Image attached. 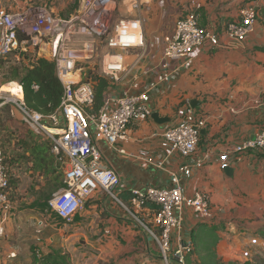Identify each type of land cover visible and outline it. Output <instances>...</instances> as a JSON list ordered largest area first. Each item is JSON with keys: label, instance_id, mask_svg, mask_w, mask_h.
Returning a JSON list of instances; mask_svg holds the SVG:
<instances>
[{"label": "crops", "instance_id": "obj_1", "mask_svg": "<svg viewBox=\"0 0 264 264\" xmlns=\"http://www.w3.org/2000/svg\"><path fill=\"white\" fill-rule=\"evenodd\" d=\"M139 1V11L120 13L117 20H138L143 45L124 54L126 71L119 82L108 77V94L123 97L141 93L157 80L163 71L168 38L174 35L177 21L189 12L196 11L201 26L217 34L220 42L218 46L207 43L197 48L192 66L175 72L170 82L152 93L150 106L154 113L171 122L158 124L152 118L134 122L126 140L118 144L124 153L110 149L104 141L98 142L103 165L119 173L125 188L170 187V172L177 170L182 161L166 160L168 149L162 133L179 121L188 102L192 106L195 101L198 105L192 107L208 124L201 132L193 159L203 158L205 162L191 177L182 178L183 191L188 197L205 194L211 203L212 218L201 222L186 209L183 229L176 236L180 233L184 244L193 243L194 253L188 257V264L208 263L206 248L212 246V233L219 237L215 247L218 259L224 263L240 262L249 255V248L264 244V151H235L238 145L253 140L258 131L264 130V108L257 105L264 98V0ZM195 1L200 2L199 9H195ZM247 3L258 9V20L254 32L243 42H236L226 29L241 21L240 9ZM34 56L51 59L49 46L38 49ZM20 116L18 120L38 141L26 155L40 150L45 152L41 155L45 162L31 157L15 166L22 168H14L18 183L10 190L12 210L7 217L0 211V264H45L55 253L65 256L62 248L71 240L72 245L81 243L89 252L104 248L106 254L92 259L87 253L76 261L72 259V264L108 263V255L113 257V264H164L147 229H155L152 205L137 215L141 223L103 189L87 197L84 209L70 222L49 208L52 191L45 184L52 179L54 170L64 180L66 161L51 151L44 133ZM11 123L8 132H18ZM0 133L3 147L7 141L5 133ZM11 149L14 150L13 145ZM222 158L230 159V174L220 169ZM120 197L134 210L128 192H122ZM43 219L45 226L41 228L39 222Z\"/></svg>", "mask_w": 264, "mask_h": 264}, {"label": "built area", "instance_id": "obj_2", "mask_svg": "<svg viewBox=\"0 0 264 264\" xmlns=\"http://www.w3.org/2000/svg\"><path fill=\"white\" fill-rule=\"evenodd\" d=\"M119 3L130 12L141 8L139 0H87L78 14L69 23H64L43 6H32L11 14L0 3V59L15 52H24L27 48L33 47L35 50L49 46L50 58L56 65V75L64 87L61 106L50 116L30 109L25 102L24 92L19 98L0 91V111L5 105L13 104L15 109L12 113L22 115L33 127L44 133L51 143V151L66 161L64 186L48 202L49 208L60 219L72 221L84 209L87 197L99 189H103L111 200L128 210L138 221L137 215L141 210L152 205L155 210V229H147L159 247L160 259L164 264H188L187 259L194 252L193 243L184 244L180 239L181 234L176 236L185 223L184 211H191L201 222L212 218L208 197L202 193L186 196L182 183L183 177H191L195 170L204 166L205 159L194 160L193 156L197 152L201 132L208 124L207 119L199 115L188 102L179 121L168 125L163 131L168 149L166 160L182 161L177 170L170 172L171 185L167 188H125L119 173L103 165V153L97 143L104 141L110 149L124 153L118 144L126 140L130 126L134 122L152 118V93L170 82L175 72L190 68L197 48L207 43L218 46L220 40L217 34L201 26L196 11L189 12L177 21L174 35L168 38L163 71L157 80L141 93L123 97L106 94L103 107L95 113L92 111L95 91L93 84L86 78L85 66L96 56L101 41L104 40L108 48L103 58L104 74L115 82L121 81V74L126 71L123 52L143 45L141 33L124 31L128 25H138L141 30L138 20H116ZM194 7L199 9L200 2L195 1ZM240 19L239 23L231 24L226 29V33L236 42H243L254 32L258 20L256 6L252 3L243 6ZM69 24L74 25L75 29L66 31ZM77 38L81 41L75 47L73 42ZM170 62H175V66H171ZM17 84L23 91L20 82L17 81ZM34 89L37 90L38 86L34 85ZM257 105L264 108V98L258 100ZM256 150L264 151V130L258 131L253 140L235 149L237 153ZM229 160L221 159V170L230 166ZM10 190V174L0 149V211L6 217L12 210ZM122 192H128L134 210L121 199ZM44 226L43 219L39 227Z\"/></svg>", "mask_w": 264, "mask_h": 264}, {"label": "rangeland", "instance_id": "obj_3", "mask_svg": "<svg viewBox=\"0 0 264 264\" xmlns=\"http://www.w3.org/2000/svg\"><path fill=\"white\" fill-rule=\"evenodd\" d=\"M87 1V0H0V3L3 5V7L8 11V13L14 14V13H18L22 10L28 9L32 6H43L45 8H47L52 15H54L56 18H58L59 20L63 21L64 23H69L70 20L75 17L78 12L81 10L83 3ZM122 6V7H121ZM128 8L122 4L119 3L118 5V9L116 11V20H117V16L121 13V14H125V12H127ZM133 13H135V11H131ZM129 21H135V19H129ZM68 29H75V26L72 24H69L68 27L66 28V31H69ZM124 31H128V32H136L138 34L141 33V30L139 28V26H133V25H128L126 28H124ZM81 39L77 38L73 43L75 47H78L80 44ZM134 49V48H133ZM131 50V49H130ZM108 52V48L105 44V41H101V43L99 44V48L98 51L96 53V56L93 58L92 61H90L88 64H86L85 66V72H86V78H88V80L94 84L96 78L98 77H107L104 74V64H103V58L105 56V54ZM127 51L123 52V55L126 53ZM28 53V54H27ZM36 54V50L32 48H27L26 51H19V52H15L12 53L11 55H9L7 57V59L3 60V62L0 63V83L2 81H4L6 78V76H4V74H6V69L8 66H17V65H27V60L32 58L34 55ZM30 57V58H29ZM108 78V77H107ZM19 85L17 84V81H8L5 82L3 84L0 85V91H3L4 88H9V87H14L17 88ZM5 92V91H4ZM15 109V106L13 104H7L5 105L1 111H0V128L1 131L4 130V126H6V124L9 125L10 122H12L11 124L16 125L17 130H19L18 132L14 131V133L16 135H18L21 139L20 143L18 142V140L16 141V139H13L10 137V140L7 139V144L3 147H0V149L3 152H13L12 156L16 157L19 155H23L21 153H28V151H30L33 147H36V143L38 142L36 140V136L33 132H31L30 129H28L25 125L24 122L19 121L18 118V114L16 113V116L12 115V110ZM16 112V111H15ZM21 117V116H20ZM22 118V117H21ZM2 134L0 133V136ZM12 145L14 147V150H12ZM4 147L6 150H4ZM17 149H20V152H17ZM24 161L28 162V156H24ZM31 158V154L29 156ZM66 168V166H64V169ZM63 178L61 176V174H57L55 172V174L52 175V179L50 181H47L45 186L48 187V189L50 188V190L52 192L51 196L49 197V199L52 198V196L58 192L60 189L63 188L62 182H63ZM23 184V183H22ZM48 199V200H49ZM82 244H73L72 245V240L69 241L68 244H66L64 246L63 251H65L66 255L63 256L65 257L67 260L70 259V263L72 264V259L78 260L81 258L82 255H85L88 253L89 257H92V259H96V257L94 258L93 256H102L104 257L105 254V250L104 248H97L94 249V251L89 252V249L82 247ZM253 248H249L250 253L248 252V256L246 258H243V260H241L240 262H225V264H264V244L259 243L256 244L254 246H252ZM58 249H60V245L57 246ZM39 249L41 251L40 248H36V250ZM43 250V248H42ZM88 250V251H87ZM41 253H43L41 251ZM87 256V257H88ZM84 257V256H83ZM210 258V257H209ZM208 258V259H209ZM113 257L108 255V263H101V264H113ZM190 264H195L193 261L190 262Z\"/></svg>", "mask_w": 264, "mask_h": 264}, {"label": "trees", "instance_id": "obj_4", "mask_svg": "<svg viewBox=\"0 0 264 264\" xmlns=\"http://www.w3.org/2000/svg\"><path fill=\"white\" fill-rule=\"evenodd\" d=\"M35 50L38 51V49ZM7 57L1 58L0 63L3 62V60L7 59ZM27 61V65L8 66L6 69V74H4V76L8 78L2 81L0 85L8 82L9 80L20 82L23 88L24 99L27 106L44 116H50L58 111L64 95V87L56 75L55 62L52 59H48L45 57L39 58L38 56H33ZM110 82V79L104 76L96 78L93 84L95 91V103L92 109L93 112L97 113L103 107L104 97L106 94H108ZM34 85L38 86L37 90L34 89ZM7 128L8 124L4 126V130L2 131L5 133L4 137H6V140H10V137L16 140L20 139V137L14 132H8ZM49 146L51 148V143L49 144ZM3 153L10 174V189H12V187H14L18 183V180L14 176V168H22L15 166L21 161H24V156L26 153H21L23 155H19L16 157L12 156V154H9L8 151ZM42 154H45V152L42 153L40 150L35 152L34 150L31 153V157H35L36 160L45 162V159H43V157L41 156ZM32 158L28 157V161ZM53 172L55 173L56 170H54ZM62 185L64 186L63 182ZM210 238L212 239V246L211 248H206V251L209 253L210 257L207 264H225L218 259L215 251V247L217 245L219 237L215 233H212ZM55 254H53V256L50 257L52 259L49 258L45 262V264H69L67 262L68 260L65 257L60 256L59 253H57L56 255ZM35 256V259L37 260V258L39 257L36 255V251ZM187 261H189V258L187 259Z\"/></svg>", "mask_w": 264, "mask_h": 264}, {"label": "water", "instance_id": "obj_5", "mask_svg": "<svg viewBox=\"0 0 264 264\" xmlns=\"http://www.w3.org/2000/svg\"><path fill=\"white\" fill-rule=\"evenodd\" d=\"M197 105H198V104H197L195 101H194L193 104H192L193 107H196ZM152 119H153L156 123H158V124H164V123H169V122H171V119L168 118V117L161 118L159 113H153V115H152ZM225 171L228 172L229 174L232 172V170H231L230 168H229V169H226Z\"/></svg>", "mask_w": 264, "mask_h": 264}, {"label": "bare ground", "instance_id": "obj_6", "mask_svg": "<svg viewBox=\"0 0 264 264\" xmlns=\"http://www.w3.org/2000/svg\"><path fill=\"white\" fill-rule=\"evenodd\" d=\"M3 91L12 93V95H16L19 98H22L23 95V91L19 88V86L17 88L14 87L4 88Z\"/></svg>", "mask_w": 264, "mask_h": 264}]
</instances>
